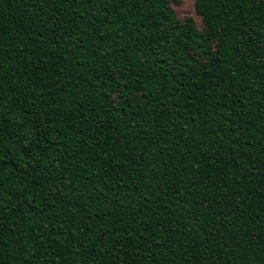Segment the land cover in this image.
<instances>
[{"label":"trees","instance_id":"trees-1","mask_svg":"<svg viewBox=\"0 0 264 264\" xmlns=\"http://www.w3.org/2000/svg\"><path fill=\"white\" fill-rule=\"evenodd\" d=\"M0 0V264H264V0Z\"/></svg>","mask_w":264,"mask_h":264},{"label":"rangeland","instance_id":"rangeland-1","mask_svg":"<svg viewBox=\"0 0 264 264\" xmlns=\"http://www.w3.org/2000/svg\"><path fill=\"white\" fill-rule=\"evenodd\" d=\"M170 3L179 20L184 21L186 18H192L197 27L201 28V20L195 14L194 0L170 1Z\"/></svg>","mask_w":264,"mask_h":264}]
</instances>
